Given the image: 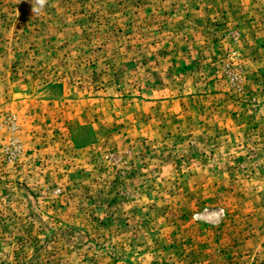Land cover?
<instances>
[{
  "label": "rangeland",
  "instance_id": "374dc122",
  "mask_svg": "<svg viewBox=\"0 0 264 264\" xmlns=\"http://www.w3.org/2000/svg\"><path fill=\"white\" fill-rule=\"evenodd\" d=\"M34 4L0 0V264H264V0Z\"/></svg>",
  "mask_w": 264,
  "mask_h": 264
},
{
  "label": "clouds",
  "instance_id": "9594fccd",
  "mask_svg": "<svg viewBox=\"0 0 264 264\" xmlns=\"http://www.w3.org/2000/svg\"><path fill=\"white\" fill-rule=\"evenodd\" d=\"M46 0H35V4L32 7V11L33 12H38L40 9L43 8V6L45 5ZM38 4L40 6V8H36L35 5Z\"/></svg>",
  "mask_w": 264,
  "mask_h": 264
}]
</instances>
